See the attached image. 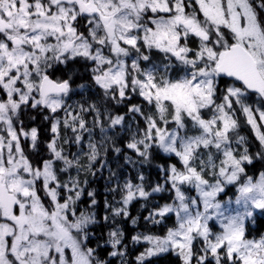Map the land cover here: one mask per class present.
<instances>
[{
    "label": "snow or ice",
    "instance_id": "6c2138e0",
    "mask_svg": "<svg viewBox=\"0 0 264 264\" xmlns=\"http://www.w3.org/2000/svg\"><path fill=\"white\" fill-rule=\"evenodd\" d=\"M257 161L264 0H0V264H264Z\"/></svg>",
    "mask_w": 264,
    "mask_h": 264
},
{
    "label": "trees",
    "instance_id": "16d2710c",
    "mask_svg": "<svg viewBox=\"0 0 264 264\" xmlns=\"http://www.w3.org/2000/svg\"><path fill=\"white\" fill-rule=\"evenodd\" d=\"M84 79H87V77L85 76ZM77 81H79V79H77ZM32 115L36 116V119L34 121L31 120L30 117H28V116L24 117L26 125L37 127L39 129L41 141L47 140V138H48V131H47L48 130V124H43V115L41 113H38V112L32 113ZM257 150L258 149L250 147V151H252V152H255ZM41 154H43V147L42 146H41ZM155 162L156 163H163L164 159L161 156H157ZM144 171L150 180L154 181L157 179L158 172H157L155 167L146 168ZM260 171H264V162L257 161L253 165L247 167L248 175H251L253 177H256ZM134 175H135V173H133V176ZM103 182L104 181L100 182L101 185H99L98 188H100V189L104 188L105 184H102ZM226 193L230 194L231 197H234L236 195L235 187L229 186V188L226 190ZM221 197H222V195L220 196V199H221ZM101 198L103 200V195H101ZM167 199H168L167 194H165L164 198L161 199L160 202L164 203L167 201ZM135 206H139L138 202H135L132 205L131 213H134V211H132V210H134ZM172 223H173V221L171 219H169L168 226H172ZM153 231H157L159 234H161L160 228L159 229H153ZM263 234H264V217L258 215L255 217V224L253 225L250 223L248 225V236L260 237ZM135 256L136 255L134 252L129 253L128 261L131 260V258L135 257ZM155 264H178V261L176 260L175 257H168L166 259H158L157 261H155Z\"/></svg>",
    "mask_w": 264,
    "mask_h": 264
},
{
    "label": "rangeland",
    "instance_id": "374dc122",
    "mask_svg": "<svg viewBox=\"0 0 264 264\" xmlns=\"http://www.w3.org/2000/svg\"><path fill=\"white\" fill-rule=\"evenodd\" d=\"M74 98H78V97H74ZM94 188H96L98 190L100 195H103V190L102 189H100L98 187H94ZM221 195H222L221 201L232 200L233 203L230 205V207L231 208H236V205L234 204L235 197H231L230 194H227L226 192L221 194ZM132 211H134V213L137 214L139 212V206H135L134 210H132ZM257 214H261V213L258 211ZM124 227H125V231H126V241H127V239L130 237L132 227L127 222H125ZM102 230L104 231V229H102ZM99 231H101V229H99ZM142 250H143V248H142Z\"/></svg>",
    "mask_w": 264,
    "mask_h": 264
},
{
    "label": "flooded vegetation",
    "instance_id": "af4514ba",
    "mask_svg": "<svg viewBox=\"0 0 264 264\" xmlns=\"http://www.w3.org/2000/svg\"><path fill=\"white\" fill-rule=\"evenodd\" d=\"M57 75H61V73H59V72H57V73H55L54 74V77L53 78H55V76H57ZM43 115V114H42ZM43 124H47L45 121H44V119H43ZM253 141L255 142V140L253 139ZM31 156V158L35 161L36 159H38L39 157L37 156V155H35L34 153L33 154H31L30 155ZM104 177H106L107 176V172H104V175H103ZM103 183L102 184H105V179L103 178ZM101 178L98 176L97 178H95V179H93V177L91 176V185L93 186V187H98L99 185H101ZM100 198H101V195H100ZM102 198H101V203H102ZM102 210V209H101ZM103 230L101 229V231H99V229L97 230V232H98V234H100L101 232H102Z\"/></svg>",
    "mask_w": 264,
    "mask_h": 264
}]
</instances>
